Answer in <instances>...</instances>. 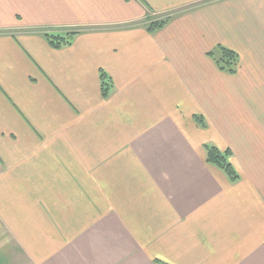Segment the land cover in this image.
<instances>
[{
	"label": "crops",
	"instance_id": "crops-1",
	"mask_svg": "<svg viewBox=\"0 0 264 264\" xmlns=\"http://www.w3.org/2000/svg\"><path fill=\"white\" fill-rule=\"evenodd\" d=\"M162 263L264 264V0H0V264Z\"/></svg>",
	"mask_w": 264,
	"mask_h": 264
},
{
	"label": "trees",
	"instance_id": "trees-1",
	"mask_svg": "<svg viewBox=\"0 0 264 264\" xmlns=\"http://www.w3.org/2000/svg\"><path fill=\"white\" fill-rule=\"evenodd\" d=\"M167 22V17L152 21L147 25L146 30L149 34H155L164 28ZM77 33V31H45L42 33V36L50 47L57 50L70 45ZM207 56L214 62L220 72L228 75L237 74L239 57L236 52L218 46L209 52ZM99 78L102 97L106 98L113 89L112 81L105 73H101ZM196 121L201 127H204L201 118L196 117ZM204 150L206 163L222 171L231 183H235L239 179L237 172L230 162L231 153L229 150L221 151L212 145H205Z\"/></svg>",
	"mask_w": 264,
	"mask_h": 264
}]
</instances>
